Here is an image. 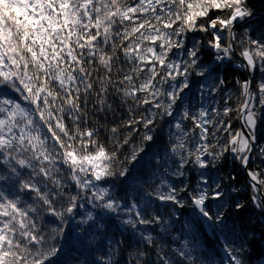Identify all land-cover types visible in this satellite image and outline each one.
<instances>
[{"label": "snow or ice", "instance_id": "snow-or-ice-1", "mask_svg": "<svg viewBox=\"0 0 264 264\" xmlns=\"http://www.w3.org/2000/svg\"><path fill=\"white\" fill-rule=\"evenodd\" d=\"M254 16L246 0H0V264H200L192 226L176 228L186 207L221 233L225 264H244L246 244L229 240L226 223L248 207L229 196L243 189L210 173L238 161L264 215ZM228 64L248 75L235 108L219 73ZM74 215L79 234L66 247L60 225Z\"/></svg>", "mask_w": 264, "mask_h": 264}, {"label": "trees", "instance_id": "trees-1", "mask_svg": "<svg viewBox=\"0 0 264 264\" xmlns=\"http://www.w3.org/2000/svg\"><path fill=\"white\" fill-rule=\"evenodd\" d=\"M247 6L254 12V14L258 12L264 11V0H246ZM219 12H213L212 16L220 15ZM252 26L256 29L255 34L259 36L260 32L264 31V17L260 19H254L252 21ZM243 27H248V25H244ZM243 27H238L236 29L238 39L240 38V33L243 31ZM196 37L198 39H201L203 41H207L211 39L210 34H204V33H196ZM201 57L205 64H209L211 67L215 68V64L212 63V55L209 51H202ZM233 64L228 65H222L219 68V73L222 74L227 82L226 84V91L228 92V95L230 97L229 104L235 108L237 105L238 98L242 101V98L239 95V86L236 84L237 80L243 81L247 79V76L243 70H233ZM200 78L194 77V80L199 81ZM112 96H109V101L111 102ZM195 100H192V103ZM23 102V101H22ZM24 103V102H23ZM120 110L119 108L117 109ZM139 115V113H137ZM236 113H232L233 119V128H238L237 126V120L235 119ZM119 120L117 119V123ZM96 123L95 118L90 119V124ZM100 123H103V117L100 119ZM112 126V121L109 119L108 127ZM101 138L104 140L105 143H107L106 139V133L101 130ZM261 141V138H260ZM139 137H135L133 140V143H138ZM261 142H264L263 140ZM127 146H125L124 152H127ZM121 159H123V156H121ZM260 164L259 160H256L254 163L251 162L249 167L255 169L256 165ZM231 166V169H229ZM131 167V166H130ZM220 170L222 175L225 178V181L228 185V189H231L233 186L237 189H243L237 193L229 192V196L233 200H240L242 202H246L248 204V207L245 210H242L240 212L234 211L233 217L235 218V223L238 225L242 238L245 239L247 244V249L250 250L249 254V262L250 264H254L257 262L264 254V215H259L251 206L249 196L251 189L246 187V181H248L245 177V175L242 173L241 166L239 162L228 160L227 156L220 164ZM198 173H194L193 176L190 177V182L194 183L197 179ZM234 175L236 177L234 182H228L227 177ZM234 209V208H233ZM179 214L176 218L180 221V223L176 224V228L179 229L183 217L187 220L193 221L195 226V235L198 236L201 241L198 244L197 251L194 253L195 256L200 258V264H205L207 261H211L213 263V260H215L218 264H225L226 261H228V257L224 251L223 244L220 241L218 235L216 234V231L214 232L212 229V235L207 236L205 234V223L207 224L203 218L196 215L192 209L190 208H184L179 209L177 211ZM106 220V223L110 225V230L108 231L109 235H112L118 228L117 222L107 213L103 214ZM191 218V219H190ZM194 218H196L194 220ZM54 220V218H49ZM81 219L80 216L74 215L72 217L67 218V223L64 225H60L64 227V236L62 237V241L64 242L65 246L68 247L69 242L72 241L78 234V221ZM185 221V222H186ZM189 221V222H190ZM197 221V222H196ZM59 222L56 221L55 225H58ZM50 225V226H55ZM119 238V237H118ZM127 238V236L125 237ZM196 242V241H195ZM201 243V244H200ZM85 244L87 245V241H85ZM219 260V262H218Z\"/></svg>", "mask_w": 264, "mask_h": 264}, {"label": "rangeland", "instance_id": "rangeland-1", "mask_svg": "<svg viewBox=\"0 0 264 264\" xmlns=\"http://www.w3.org/2000/svg\"><path fill=\"white\" fill-rule=\"evenodd\" d=\"M263 12V11H262ZM259 13V12H258ZM257 14V13H256ZM258 19H260V18H258ZM233 70H238V68H236L235 66H233ZM240 71L241 70H243V69H239ZM244 71V70H243ZM245 72V71H244ZM246 74V73H245ZM247 76V75H246ZM247 79H248V77H247ZM238 92H239V95H240V90H238ZM242 98V97H241ZM220 99V97L218 96L217 97V100H219ZM21 103H23L22 101H21ZM201 103H204V101H202V100H200L199 99V97H197L196 99H195V101L192 103V107H191V111H193V112H195V107L196 106H198L199 104H201ZM238 103V102H237ZM185 123V126L186 127H194V125L192 124V121L191 120H188V121H185L184 122ZM237 126H238V128L240 127V124H239V122H237ZM236 128V127H235ZM197 132L199 131L198 129L196 130ZM257 136L259 137V138H261V141L263 140L264 141V124H260V126H259V130H258V132H257ZM228 160H230V159H228ZM238 162V161H237ZM251 163V162H250ZM221 164V163H220ZM220 164L218 165V167L216 168V169H214V170H212L211 171V176H212V178L213 179H215L216 177H217V175H219V176H222V177H224L223 175H222V173H221V170H220ZM250 165V164H249ZM229 169H231V166H230V168ZM194 173H197L195 170H193V172H192V174L189 176V181H190V177L191 176H193V174ZM261 178H264V176H262ZM247 180H248V178H246ZM227 187H228V185H227ZM209 203H212V202H209ZM179 209H177L176 211H178ZM234 211H235V209H233V210H231L229 213H228V219H227V221H226V223L228 224V226H229V228H231V227H233V225L235 226V233L234 234H232V233H230L229 234V236H228V238H229V240H234L235 241V243L236 244H239L240 242H241V239H243L244 240V242H245V244H246V241H245V239L244 238H242V236H241V232H240V229H239V227H238V225L235 223V218L233 217V213H234ZM176 218H178V217H176ZM179 219V218H178ZM191 219V218H190ZM196 218H194V220H195ZM186 221V219L183 217V219H182V223H184ZM190 220H187L186 222L187 223H189L191 226H192V229H193V233H194V235H195V226H194V223H193V221H190ZM197 222V221H196ZM205 234L207 235V236H211L212 235V228H210L209 226H208V223L206 224L205 223ZM216 234L218 235V237H219V239H220V241L222 242V244H223V237H222V235H221V233L219 232V231H216ZM195 237H196V242H198V244H199V242L201 241V239L198 237V236H196L195 235ZM201 244V243H200ZM249 254H250V250L249 249H247V244H246V248H245V250H244V252L242 253V258H243V260H244V264H250V260H249ZM229 259V258H228ZM264 259V254H263V256L257 261V262H255L254 264H261V261ZM249 260V261H248ZM218 262H219V260H218ZM206 264V263H205ZM212 264H218V263H216L215 262V260H213V263Z\"/></svg>", "mask_w": 264, "mask_h": 264}, {"label": "water", "instance_id": "water-1", "mask_svg": "<svg viewBox=\"0 0 264 264\" xmlns=\"http://www.w3.org/2000/svg\"><path fill=\"white\" fill-rule=\"evenodd\" d=\"M263 17H264V11L255 14L254 19L263 18ZM237 28H238V27H237ZM245 73H246V72H245ZM246 75H247V73H246ZM247 77H248V75H247ZM241 170H242V173L245 175V177L248 178V177H247V174H246V172H245V170H244L243 168H241ZM248 179H249V178H248Z\"/></svg>", "mask_w": 264, "mask_h": 264}, {"label": "bare ground", "instance_id": "bare-ground-1", "mask_svg": "<svg viewBox=\"0 0 264 264\" xmlns=\"http://www.w3.org/2000/svg\"><path fill=\"white\" fill-rule=\"evenodd\" d=\"M261 264H264V259L261 261Z\"/></svg>", "mask_w": 264, "mask_h": 264}]
</instances>
